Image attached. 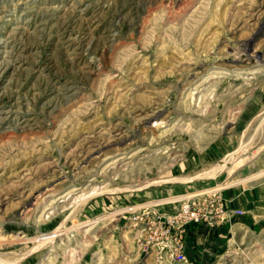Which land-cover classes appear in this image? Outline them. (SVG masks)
<instances>
[{
	"label": "rangeland",
	"instance_id": "obj_1",
	"mask_svg": "<svg viewBox=\"0 0 264 264\" xmlns=\"http://www.w3.org/2000/svg\"><path fill=\"white\" fill-rule=\"evenodd\" d=\"M203 189L167 264H264V0H0V264H157L133 210Z\"/></svg>",
	"mask_w": 264,
	"mask_h": 264
},
{
	"label": "built area",
	"instance_id": "obj_2",
	"mask_svg": "<svg viewBox=\"0 0 264 264\" xmlns=\"http://www.w3.org/2000/svg\"><path fill=\"white\" fill-rule=\"evenodd\" d=\"M227 212L231 214L224 208L218 189H203L143 203L133 210V219L139 222L145 251L149 256L154 255V263H184L188 259L190 227L212 229L223 221Z\"/></svg>",
	"mask_w": 264,
	"mask_h": 264
},
{
	"label": "crops",
	"instance_id": "obj_3",
	"mask_svg": "<svg viewBox=\"0 0 264 264\" xmlns=\"http://www.w3.org/2000/svg\"><path fill=\"white\" fill-rule=\"evenodd\" d=\"M235 205L233 202H231L230 207ZM219 228V227H218ZM218 228L211 230L206 227H197V226H192L189 229V235L187 236V251L189 253H193V247L197 248L196 246L199 245V248H204L206 246H209V242L215 240L217 241V230Z\"/></svg>",
	"mask_w": 264,
	"mask_h": 264
},
{
	"label": "bare ground",
	"instance_id": "obj_4",
	"mask_svg": "<svg viewBox=\"0 0 264 264\" xmlns=\"http://www.w3.org/2000/svg\"><path fill=\"white\" fill-rule=\"evenodd\" d=\"M94 187H96V188H102V186H101V187H100V186H99V187H98V186H94ZM94 187H93V188H94ZM84 196H85V194H84ZM87 196H88V195H87Z\"/></svg>",
	"mask_w": 264,
	"mask_h": 264
}]
</instances>
